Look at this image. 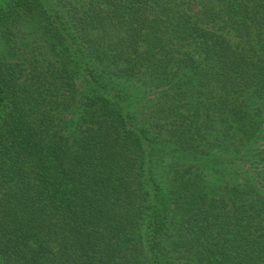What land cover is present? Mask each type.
I'll use <instances>...</instances> for the list:
<instances>
[{"label":"trees","instance_id":"16d2710c","mask_svg":"<svg viewBox=\"0 0 264 264\" xmlns=\"http://www.w3.org/2000/svg\"><path fill=\"white\" fill-rule=\"evenodd\" d=\"M0 264H264V0H0Z\"/></svg>","mask_w":264,"mask_h":264}]
</instances>
